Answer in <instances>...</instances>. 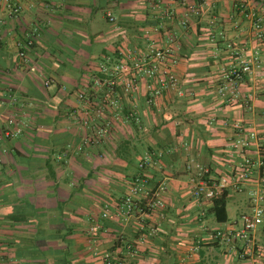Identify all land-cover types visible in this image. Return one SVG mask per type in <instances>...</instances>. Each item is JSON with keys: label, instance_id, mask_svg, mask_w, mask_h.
Here are the masks:
<instances>
[{"label": "crops", "instance_id": "obj_1", "mask_svg": "<svg viewBox=\"0 0 264 264\" xmlns=\"http://www.w3.org/2000/svg\"><path fill=\"white\" fill-rule=\"evenodd\" d=\"M12 3L21 7L16 18L4 4L0 10V264H102L94 248L115 252L126 244L135 246L127 264H264V257L240 259L209 238L217 230L241 231L239 220L252 211L254 192L264 207V141L263 167L254 168L240 191L228 192L224 224L209 212L210 202L192 197L195 177L187 169L200 163L221 177L241 161L230 148L237 132L223 128L224 121L256 129L264 139V42L254 38L241 13L243 4L253 9L264 28V0ZM190 3L199 14L183 29L180 20ZM170 7L174 17L168 20L163 11ZM31 34L35 41L25 60L17 42ZM212 35L215 42L209 41ZM150 40L173 49L175 88L148 103L145 80L129 94L94 84L100 65L117 64L124 59L121 52L144 51ZM251 56L259 58L252 73L226 79L232 66L239 68ZM224 85L237 89L235 100L218 95ZM105 103L103 118L85 127L95 105ZM11 118L21 133L6 138ZM95 125L105 135L91 144L86 139L94 136ZM249 152L256 158L255 147ZM144 159L152 163L142 172L138 164ZM140 174L153 186L165 185L163 212L102 218L105 210L118 213ZM92 225L101 226L95 237L88 234ZM255 240L264 250L263 229ZM243 242L236 240L238 250Z\"/></svg>", "mask_w": 264, "mask_h": 264}, {"label": "built area", "instance_id": "obj_2", "mask_svg": "<svg viewBox=\"0 0 264 264\" xmlns=\"http://www.w3.org/2000/svg\"><path fill=\"white\" fill-rule=\"evenodd\" d=\"M169 6L177 3L179 0H163ZM184 1V0H183ZM4 4L7 9V13L10 18H16L20 12V5L13 4L12 0H0L1 6ZM195 4H186L185 14L180 20V26L186 29L191 20L190 17L198 15L199 11ZM174 10L170 7L163 11L165 19H173ZM241 13L246 21L249 22L254 38L257 41L264 42V28L263 21L260 15L251 8H247L244 4L241 6ZM110 20L113 18L109 15ZM155 28L152 31H157ZM151 31H146V35H150ZM214 35L210 37V42H215ZM35 41L33 34L27 35L22 42H17L19 48V56L26 60L27 50L31 49ZM124 59L119 63L108 66L100 65L101 73L106 75L107 78L94 77L93 82L98 88H106L110 93H115L116 89L120 87L123 93L129 94L137 89V82L139 80L146 81V97L148 103H153L162 93L169 89L175 88L178 85V78L175 73V67L177 64V58L174 55V51L170 46H159L154 40L148 41L146 48L141 52L133 53H121ZM258 56H251L240 62L239 68L232 66L229 74L226 75V79L232 81L234 77L236 80H241L243 75L253 72L254 67H258ZM218 95L225 98L228 94L232 95V100H235L238 96L237 89L224 85L217 91ZM79 98L83 99L84 94L80 93ZM106 103L103 106L94 107V116L91 118L88 116L83 120V125L90 128L91 124L99 119L103 118V109L106 108ZM221 126L225 129L236 131L235 137L230 141V148L232 153H238L242 155L241 161L233 167L229 175L214 177L211 175V171L208 167L200 163H190L187 169L193 172L195 181L192 189V197L196 201L210 202L217 195L223 192H237L241 190V186L250 180L253 175L254 168L261 169L263 167V160L260 155V133L256 129L245 130L242 124L238 121H224ZM95 134L86 142L91 144H97L103 139L105 135V129L102 126L95 125L93 129ZM21 133V129L18 127V123L15 119L8 120V129L5 131L4 136L6 138L18 136ZM252 147H255L257 151L256 158H252L249 155V151ZM151 160L144 159L138 164L140 171H146L151 167ZM166 191L164 184L153 186L149 177L146 174L138 175L131 183L126 196L122 199L120 206L118 207L117 214L110 213L109 210H105L102 214V218L111 219L116 215H122L123 217H132L133 214L140 213L141 215L149 216L152 214L162 213L166 208V203L163 198V194ZM262 196L254 192L252 195V201L254 203L250 214L242 216L243 227L241 231H233L227 229L226 232L217 230L210 234L209 238L212 241H222L229 247V252H235L240 259L249 260H261L264 257V250L257 246L255 235L263 229L264 230V207L260 206ZM101 230L100 225H92L88 234L91 237L98 235ZM151 232L154 228L150 229ZM244 240V246L241 250H238L236 246V240ZM144 237L137 239L138 244H143ZM199 245L193 247V251H197ZM93 255L99 256L102 264H127V257L132 256L135 253V246L132 244H126L123 251H105L100 252L97 248L92 250Z\"/></svg>", "mask_w": 264, "mask_h": 264}, {"label": "trees", "instance_id": "obj_3", "mask_svg": "<svg viewBox=\"0 0 264 264\" xmlns=\"http://www.w3.org/2000/svg\"><path fill=\"white\" fill-rule=\"evenodd\" d=\"M108 19H109L110 22H112L110 20V17ZM121 58H122V56H121ZM94 77L107 78L106 75H104V74L101 73L100 66L98 67V69H97L96 74L94 75ZM227 198H228V192L226 191V192H223V193L217 195L214 199H212L210 201L211 207L209 209V212L214 216L216 222L219 223V224H224L228 220V215H227V210H226ZM96 257H98V256H96Z\"/></svg>", "mask_w": 264, "mask_h": 264}, {"label": "rangeland", "instance_id": "obj_4", "mask_svg": "<svg viewBox=\"0 0 264 264\" xmlns=\"http://www.w3.org/2000/svg\"><path fill=\"white\" fill-rule=\"evenodd\" d=\"M242 197H243L244 199H246V201L249 203V195H248L247 192H246V193L243 192V193H242ZM246 208H247V206H246ZM243 210H245V209H243ZM250 213H251V212H250ZM250 213H249V214H250ZM236 216H237V215H236ZM229 217H230V219H231V218H234L235 216H233L232 213H231ZM238 218H239V217H238ZM239 225H242V227H243V221H242V220H241V221L239 220ZM225 247H226V246H225Z\"/></svg>", "mask_w": 264, "mask_h": 264}]
</instances>
